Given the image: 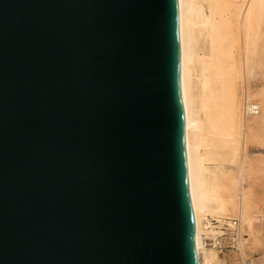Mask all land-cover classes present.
<instances>
[{
	"label": "water",
	"instance_id": "water-1",
	"mask_svg": "<svg viewBox=\"0 0 264 264\" xmlns=\"http://www.w3.org/2000/svg\"><path fill=\"white\" fill-rule=\"evenodd\" d=\"M179 0H0V264H197Z\"/></svg>",
	"mask_w": 264,
	"mask_h": 264
},
{
	"label": "bare ground",
	"instance_id": "bare-ground-1",
	"mask_svg": "<svg viewBox=\"0 0 264 264\" xmlns=\"http://www.w3.org/2000/svg\"><path fill=\"white\" fill-rule=\"evenodd\" d=\"M179 36L197 264H264V0H179Z\"/></svg>",
	"mask_w": 264,
	"mask_h": 264
},
{
	"label": "rangeland",
	"instance_id": "rangeland-1",
	"mask_svg": "<svg viewBox=\"0 0 264 264\" xmlns=\"http://www.w3.org/2000/svg\"><path fill=\"white\" fill-rule=\"evenodd\" d=\"M259 73H258V70H257V75H258ZM251 145V144H250ZM254 144H252V146H250L249 147V149H247V152H246V156H249V157H251V156H253V154H254V156H258L259 154H260V157H262V156H264V147H263V145L264 144H261V143H259V145H254ZM262 146V147H261ZM255 147H257V148H255ZM261 147V148H260ZM252 148V149H251ZM255 148V149H254ZM259 151V152H258ZM254 152V153H253ZM260 152H262V156H261V153ZM248 153H251V154H249L248 155ZM259 153V154H258ZM251 155V156H250ZM245 156V157H246ZM230 166V164L229 165H227V167H229ZM240 169V168H239ZM247 187V186H246ZM235 197H237L236 195H235ZM237 199V198H236ZM263 218V214H262V212H258L257 214H256V218ZM242 238H243V241H244V239H246V236L244 235V236H242ZM230 246V245H229ZM234 251H236V250H231V251H222V252H220L219 251V254H220V256H221V258H223L224 260H227V262H229V261H231V257L234 255Z\"/></svg>",
	"mask_w": 264,
	"mask_h": 264
}]
</instances>
